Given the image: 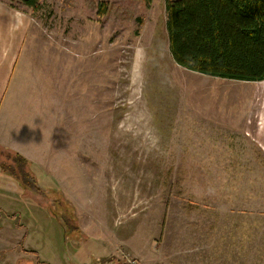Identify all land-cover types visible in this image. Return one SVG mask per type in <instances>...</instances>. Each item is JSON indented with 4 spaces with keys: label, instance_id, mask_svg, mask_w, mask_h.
I'll return each mask as SVG.
<instances>
[{
    "label": "rangeland",
    "instance_id": "obj_1",
    "mask_svg": "<svg viewBox=\"0 0 264 264\" xmlns=\"http://www.w3.org/2000/svg\"><path fill=\"white\" fill-rule=\"evenodd\" d=\"M165 2L0 0V264H264V81L177 66Z\"/></svg>",
    "mask_w": 264,
    "mask_h": 264
},
{
    "label": "trees",
    "instance_id": "obj_2",
    "mask_svg": "<svg viewBox=\"0 0 264 264\" xmlns=\"http://www.w3.org/2000/svg\"><path fill=\"white\" fill-rule=\"evenodd\" d=\"M165 17L177 66L224 80L264 81V0H166Z\"/></svg>",
    "mask_w": 264,
    "mask_h": 264
},
{
    "label": "crops",
    "instance_id": "obj_3",
    "mask_svg": "<svg viewBox=\"0 0 264 264\" xmlns=\"http://www.w3.org/2000/svg\"><path fill=\"white\" fill-rule=\"evenodd\" d=\"M7 70H8V73L10 74V68L8 69V67H7ZM7 70H6V72H7ZM4 74L3 73L0 74V106L3 102V99L6 95V93H7V86L5 87V82H7L8 77H7V73L5 74V76H3ZM0 118H1V120H0V146L4 147V148H5V146L7 148H12V149L18 151L22 155V157H26L25 152L28 150H26V148L20 146V144H18V143L10 142V139L8 138L9 132L15 133L12 129V125L9 123V113H7V112H5V110H3V113L0 114ZM16 129L19 131V129L17 127H16ZM8 143H11V145H9Z\"/></svg>",
    "mask_w": 264,
    "mask_h": 264
}]
</instances>
